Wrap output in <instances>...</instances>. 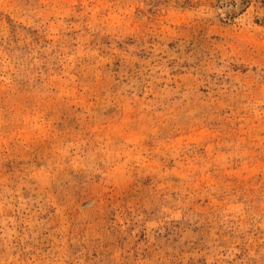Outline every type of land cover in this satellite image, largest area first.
<instances>
[{
    "label": "rangeland",
    "instance_id": "374dc122",
    "mask_svg": "<svg viewBox=\"0 0 264 264\" xmlns=\"http://www.w3.org/2000/svg\"><path fill=\"white\" fill-rule=\"evenodd\" d=\"M0 264H264V0H0Z\"/></svg>",
    "mask_w": 264,
    "mask_h": 264
}]
</instances>
